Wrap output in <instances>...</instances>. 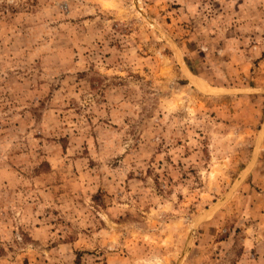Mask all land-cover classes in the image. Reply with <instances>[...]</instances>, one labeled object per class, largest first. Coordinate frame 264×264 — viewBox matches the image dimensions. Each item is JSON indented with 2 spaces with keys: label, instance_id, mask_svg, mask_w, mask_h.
<instances>
[{
  "label": "rangeland",
  "instance_id": "rangeland-1",
  "mask_svg": "<svg viewBox=\"0 0 264 264\" xmlns=\"http://www.w3.org/2000/svg\"><path fill=\"white\" fill-rule=\"evenodd\" d=\"M0 264H264V0H0Z\"/></svg>",
  "mask_w": 264,
  "mask_h": 264
}]
</instances>
